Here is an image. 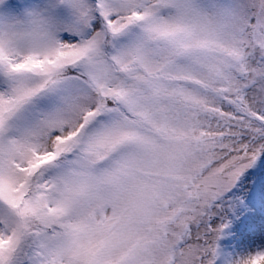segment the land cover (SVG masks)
I'll list each match as a JSON object with an SVG mask.
<instances>
[{"label": "snow or ice", "instance_id": "1", "mask_svg": "<svg viewBox=\"0 0 264 264\" xmlns=\"http://www.w3.org/2000/svg\"><path fill=\"white\" fill-rule=\"evenodd\" d=\"M261 153L264 0L0 20V264H214ZM229 264H264V234Z\"/></svg>", "mask_w": 264, "mask_h": 264}, {"label": "rangeland", "instance_id": "2", "mask_svg": "<svg viewBox=\"0 0 264 264\" xmlns=\"http://www.w3.org/2000/svg\"><path fill=\"white\" fill-rule=\"evenodd\" d=\"M42 0H0V20L15 18L24 8L40 4ZM236 202L227 213V224L217 241L214 264H229L237 245L259 240L264 234V153L252 167L246 169L232 190ZM253 231L256 233L254 235Z\"/></svg>", "mask_w": 264, "mask_h": 264}]
</instances>
